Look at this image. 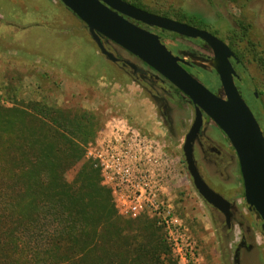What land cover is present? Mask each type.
Segmentation results:
<instances>
[{
  "label": "rangeland",
  "instance_id": "374dc122",
  "mask_svg": "<svg viewBox=\"0 0 264 264\" xmlns=\"http://www.w3.org/2000/svg\"><path fill=\"white\" fill-rule=\"evenodd\" d=\"M52 1L55 6L44 7L35 0H11L10 11L9 4L0 3V94L6 100H0V194L18 192V163L27 158L35 161V140L82 147L83 153L73 151L77 159L65 178L74 181L75 188L85 185L81 190L86 191L89 161L99 170V185L108 189L100 169L86 157L88 146L118 142L115 139L120 130L127 136L134 130L147 138H142L143 142L160 143L164 151L159 159L162 194L175 218L187 229L195 250L188 262L181 260L149 212L135 217L122 215L110 192L117 230L124 229L115 243L114 255L123 259V250L132 248L131 256L136 259H130V264H264L260 220L246 205L238 160L227 138L218 130L212 143L220 148L221 157L196 164L205 182L233 203L235 215L230 229L224 225L223 216L198 194L186 169L182 143L194 116L192 107L183 104L182 126L177 123L175 131H167L149 94L100 53L81 20L60 1ZM126 1L155 14L183 19L224 40L240 60L250 83L245 85L257 92L264 109V0ZM165 42L174 45L170 37H165ZM185 58L189 59L188 55ZM191 60L212 67L210 60ZM197 79L212 92H220L218 84ZM15 108L21 113L12 112V118L1 112ZM88 129L93 135H87ZM21 188L27 191L25 186ZM18 199L11 196L8 211H14ZM3 210L0 221L7 225ZM127 222L132 232L126 231ZM241 237L251 245L249 249L237 250Z\"/></svg>",
  "mask_w": 264,
  "mask_h": 264
},
{
  "label": "water",
  "instance_id": "95a60500",
  "mask_svg": "<svg viewBox=\"0 0 264 264\" xmlns=\"http://www.w3.org/2000/svg\"><path fill=\"white\" fill-rule=\"evenodd\" d=\"M58 1L85 24L91 39L107 59L112 62L119 60L107 49L103 38L142 60L191 101L194 120L182 145L186 169L198 194L224 215L225 224L230 228L233 203L205 182L192 148L195 133L203 123V114L219 127L236 153L246 205L260 218L264 231V134L235 84L237 74L230 61L235 57L232 49L206 29L149 12L126 0ZM134 21L183 37L198 38L206 43L212 51L210 61L219 79L220 92L209 90L184 68L183 64L187 62L181 56L174 55L158 34L140 27ZM126 63L136 68L133 63Z\"/></svg>",
  "mask_w": 264,
  "mask_h": 264
},
{
  "label": "trees",
  "instance_id": "16d2710c",
  "mask_svg": "<svg viewBox=\"0 0 264 264\" xmlns=\"http://www.w3.org/2000/svg\"><path fill=\"white\" fill-rule=\"evenodd\" d=\"M179 44L190 48L187 53L192 56L211 58L209 47L201 40L180 39ZM191 64L204 72L208 81L217 82V75L211 68ZM239 68L244 71L241 66ZM243 90L256 101L249 87L245 85ZM1 112L11 118L12 112L21 113L16 108ZM255 116L264 120L263 107ZM90 132L92 134L93 130L88 129L87 135ZM34 133L36 137V129ZM60 145L58 142H32L35 161L27 158L18 163L21 165L15 182V186L21 185L18 192L8 196L0 194V210L5 209L3 212L7 215V225L0 221V264H130L136 259L131 256L132 248L123 250V259L114 255L115 243L124 229L117 230L110 191L99 185V170L86 161L90 167L88 188L86 191L81 190L85 185L75 188L74 181L65 177L77 159L72 156L73 151L80 149L83 153V148L72 147L68 142ZM84 178L87 179L85 174ZM22 185L27 189L25 193ZM11 196L14 200L19 198L15 212L8 211ZM127 224L126 231L132 232L130 223Z\"/></svg>",
  "mask_w": 264,
  "mask_h": 264
},
{
  "label": "built area",
  "instance_id": "2783aa9c",
  "mask_svg": "<svg viewBox=\"0 0 264 264\" xmlns=\"http://www.w3.org/2000/svg\"><path fill=\"white\" fill-rule=\"evenodd\" d=\"M0 100L6 102L1 94ZM121 131L115 139L118 142L89 144L86 157L100 169L102 183L110 190L118 211L129 217L149 212L178 257L188 262L194 256L195 244L162 194L159 159L164 151L160 143L143 142L142 138H147L134 130L130 136Z\"/></svg>",
  "mask_w": 264,
  "mask_h": 264
},
{
  "label": "flooded vegetation",
  "instance_id": "af4514ba",
  "mask_svg": "<svg viewBox=\"0 0 264 264\" xmlns=\"http://www.w3.org/2000/svg\"><path fill=\"white\" fill-rule=\"evenodd\" d=\"M176 20H178V19H176ZM182 21H184V20H182ZM184 22L188 23L187 21H184ZM135 23L137 25H139L140 27L146 28V29L158 34L160 40L167 46V48L169 50L172 51V53L174 55L181 56L187 62L186 64H183V66L189 73H191L195 77H197V74L200 73L201 77H197V78L203 79L206 83H211L210 81L207 80L204 72H202L195 65L191 64V63L195 64V62H193L191 59L192 58H198V56L190 55L189 53H187V50L190 48L185 47V46H180V44H179L180 39L192 40V41L200 40V39H198V38L197 39H191L188 37H183V36L177 35L175 33L165 31V30H162V29H159L156 27L146 26L140 22H135ZM212 34H214V33H212ZM165 37H170L172 39L174 45L168 46V44L165 42ZM103 40H104V43H105V46L107 47V49L110 50L111 52H113L114 55L119 59L117 62H114V63H116L118 66H120V68H122L124 70V72H126V74L132 80L137 82V84H139L149 94L151 99L154 101V103H155V105L159 111V115L162 119V122L165 125L167 131H169V132L175 131L177 123L179 126H182V123H183L182 105L183 104H189L192 107L193 112H194V106L191 103V101L186 96H184L174 85H172L166 78L161 76L159 73H157L153 68L148 66L142 60H140L136 56L132 55L130 52H128L127 50L118 46L117 44H115L109 40H106L104 38H103ZM210 51H211V49H210ZM211 54H212V51H211ZM185 55H188L189 59L185 58ZM200 58H202V57H200ZM211 58H212V55H211ZM211 58L205 59V60H211ZM202 59H204V58H202ZM126 61L133 63L136 66V68L133 69L130 66H128ZM230 61L232 63V66H233L236 74H237V77H235V84L238 88V91L241 94L242 98L245 100V102L248 104V106L250 107L251 111L253 112V114L255 116V112L262 109V103H260V101L258 100L257 92L250 90L251 93H253L254 97L256 98V101L255 102L253 101L255 104H253V103H252V105L250 104V101H252L250 98V95L247 96L243 90V88H245V82L247 81V83L249 85H250V83L247 80V78H245L247 76H245L244 71H241L240 70L241 68H239L241 66L240 60L235 55V57L231 58ZM206 69H208V68H206ZM211 69L213 70L212 67H211ZM242 70H243V68H242ZM217 84H218V86H220L218 76H217L216 85ZM213 92L215 93V91H213ZM255 118L257 119L262 131H264V120H263V118L258 119L256 116H255ZM193 120H194V116H193L192 121L190 122V125L188 126V128L186 130V133L184 134V139H185V135L187 134ZM218 130L220 131V133L223 136H225V134L219 129V127L216 126L212 120H210L206 115L203 114V123H202L201 127L199 128V130L195 133V136L193 138V143H192L193 156H194V159L196 162L207 161L209 159H219L221 157L220 148H218V146H216L215 144L212 143L213 142L212 137H217V133H218L217 131ZM263 134H264V132H263ZM184 139H183V142H184ZM182 145H183V143H182ZM182 154H183V151H182ZM183 158H184V156H183ZM233 208H234V206L231 207L232 218H231L230 228L233 226V220H234V215H235L233 212ZM216 211H218V210H216ZM251 212L256 214L253 211H251ZM219 213L223 216L224 225L226 226L224 215L221 212H219ZM257 218L260 220V218L258 216H257ZM261 223H262V221L260 220V227H261ZM226 228L230 229L227 226H226ZM262 232L264 234L263 230H262ZM250 247H251V245L246 243V241L244 240V237H241V240H240V243L238 244L237 250L239 251L243 248L249 249Z\"/></svg>",
  "mask_w": 264,
  "mask_h": 264
},
{
  "label": "crops",
  "instance_id": "0c3cea01",
  "mask_svg": "<svg viewBox=\"0 0 264 264\" xmlns=\"http://www.w3.org/2000/svg\"><path fill=\"white\" fill-rule=\"evenodd\" d=\"M36 1V3H40V4H42L44 7L46 6V7H50V5H54L55 6V2H53L52 0H35ZM0 3L1 4H4V3H7V4H9V5H7V7H8V9H9V11L11 10V8H12V5L10 4L11 3V0H0ZM8 9H6V13L8 14ZM34 11H35V9H34ZM13 13V12H12ZM29 23H31L32 25H33V19L32 18H29Z\"/></svg>",
  "mask_w": 264,
  "mask_h": 264
}]
</instances>
